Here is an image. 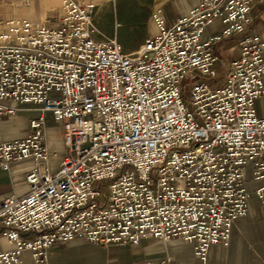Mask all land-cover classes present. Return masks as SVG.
<instances>
[{
  "label": "built area",
  "instance_id": "obj_1",
  "mask_svg": "<svg viewBox=\"0 0 264 264\" xmlns=\"http://www.w3.org/2000/svg\"><path fill=\"white\" fill-rule=\"evenodd\" d=\"M260 1L198 0L172 24L156 7L154 35L133 50L115 35L95 39L90 0H60L57 28L0 19V119L16 112L6 101L39 106L23 138H0V168L35 162L26 193L0 200V234L13 245L0 248V264H22L23 250L49 264L47 249L75 238L103 247L180 238L201 262L212 245H228L251 193L264 204V117L254 106L264 97V39L244 33ZM235 36L227 61L220 46ZM47 114L66 150L53 171Z\"/></svg>",
  "mask_w": 264,
  "mask_h": 264
},
{
  "label": "crops",
  "instance_id": "obj_2",
  "mask_svg": "<svg viewBox=\"0 0 264 264\" xmlns=\"http://www.w3.org/2000/svg\"><path fill=\"white\" fill-rule=\"evenodd\" d=\"M90 1L97 5L96 1ZM197 2L198 0H152L150 14L154 8L161 7L167 22L172 24L177 17L185 14ZM62 15L63 8L60 0H0V19L3 21L7 19H27L33 23L57 28ZM214 24L213 28H217L220 26V21L215 20ZM96 28L98 31L94 33L95 39L104 40L101 35L102 31L97 26ZM244 33H256L264 39V0L253 4L251 22ZM240 38L241 36H235L220 46V52L227 61L236 52ZM227 43H233V45L224 48L223 45ZM254 106L257 116L264 117V97L260 96L255 99ZM26 107L29 109L27 110V126L29 117L34 115L39 106L27 104ZM12 116H4L0 119V138L4 140H13L5 135L6 130L4 129L11 121ZM46 120L45 141L49 152L46 166L50 171H53L58 167L64 156L59 158L57 167L52 169V160L54 157H59V153L56 149L50 147L48 139V125H50V122L54 123L50 114L46 115ZM56 125H58V133L61 143H63L61 127L59 124ZM64 152L66 153L65 146ZM34 163L33 158L30 157L11 161L7 169L0 168V200L10 194L23 195L26 193L25 174L34 166ZM41 166L45 167V165ZM251 176L252 170L251 165H249L245 169L244 178L250 191L257 185V182L253 181ZM21 235L24 238H32L34 234L22 232ZM0 248L4 251L13 249V245L1 234ZM88 249L90 252L86 251ZM47 254L49 264H110L108 262L110 258L115 259L114 264H144L146 262L155 264L157 260L165 256L171 257L173 264H264V204L260 203L251 193L247 213L236 219L232 225L228 245H212L208 251L206 262H201L194 256L192 243L180 238L161 241L146 237L142 238L139 245L135 247L116 244L103 247L83 238H75L66 243L50 246L47 249ZM21 260L22 264H33L30 251L23 250Z\"/></svg>",
  "mask_w": 264,
  "mask_h": 264
},
{
  "label": "rangeland",
  "instance_id": "obj_3",
  "mask_svg": "<svg viewBox=\"0 0 264 264\" xmlns=\"http://www.w3.org/2000/svg\"><path fill=\"white\" fill-rule=\"evenodd\" d=\"M97 2L94 10V23L102 31V37L107 39L109 36H116L124 49L130 50L136 48L145 38L153 36L156 28L150 16L152 0H94ZM118 25L115 27V23ZM215 24L209 28H213ZM233 43H227L224 48H229ZM223 57H225L222 54ZM221 72L218 79H221ZM51 97H59L58 92H51ZM10 106L15 107L16 112L11 121L4 127L5 135L10 138H22L27 133L26 119L29 110L27 104H13L12 101H6ZM58 125L51 123L48 125V139L50 147L58 151L59 157H54L51 168L55 169L59 158L63 157L64 144L61 143L58 133ZM56 160V161H55ZM87 252L90 250H86ZM100 258V257H99ZM114 264L115 259L108 261Z\"/></svg>",
  "mask_w": 264,
  "mask_h": 264
}]
</instances>
